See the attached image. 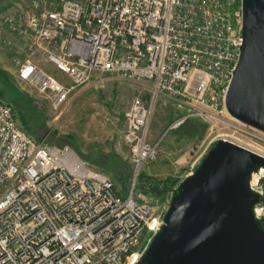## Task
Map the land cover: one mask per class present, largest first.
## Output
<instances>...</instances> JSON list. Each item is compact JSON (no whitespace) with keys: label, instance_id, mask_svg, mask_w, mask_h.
I'll list each match as a JSON object with an SVG mask.
<instances>
[{"label":"built area","instance_id":"built-area-1","mask_svg":"<svg viewBox=\"0 0 264 264\" xmlns=\"http://www.w3.org/2000/svg\"><path fill=\"white\" fill-rule=\"evenodd\" d=\"M242 0H11L2 22L18 41L16 81L22 90L62 108L80 87L103 76L149 82L125 112L130 187L119 194L110 177L68 145L37 141L0 100V264H138L164 224V214L134 194L145 164L157 156L148 139L158 95L186 106L168 127L191 117L225 124L233 139L264 152V133L231 117L225 96L242 37ZM49 61L63 83L43 69ZM263 144V145H262ZM257 145V146H255ZM263 156V155H261ZM264 157V156H263ZM249 189L252 215L264 231V166ZM144 243L141 245L142 241Z\"/></svg>","mask_w":264,"mask_h":264},{"label":"rangeland","instance_id":"rangeland-1","mask_svg":"<svg viewBox=\"0 0 264 264\" xmlns=\"http://www.w3.org/2000/svg\"><path fill=\"white\" fill-rule=\"evenodd\" d=\"M10 1L0 0V7L5 6L0 11V100L13 107L17 123L37 141L43 139L45 143L60 147L68 145L78 156L108 175L119 194H125L126 189L119 178L126 176L125 186L130 187L129 148L122 140L125 112L136 94L148 98L150 83L117 79L107 74L103 76L105 83L102 86L89 84L80 87L62 108L52 109L44 98L22 90L16 81L17 61L23 55L15 53L14 36L1 19ZM186 108L166 95H158L155 99L148 139L158 142L157 156L144 165L134 187L135 196L150 202L162 215L174 195L182 193L187 178L200 166L209 150L220 141L238 143L230 138L223 139L224 134L232 133V128L221 123L212 125L195 117L169 130L170 124L183 115ZM186 124L191 128L188 129ZM112 158L116 161V168L106 163ZM260 173L258 166L251 172L255 177ZM141 174L148 179L171 177L176 183L162 198L154 197L147 190L148 183L143 185L145 181L139 180ZM259 185L264 188V177ZM247 194L246 189L241 192L242 197ZM143 243L144 240L141 245Z\"/></svg>","mask_w":264,"mask_h":264},{"label":"water","instance_id":"water-1","mask_svg":"<svg viewBox=\"0 0 264 264\" xmlns=\"http://www.w3.org/2000/svg\"><path fill=\"white\" fill-rule=\"evenodd\" d=\"M242 13L243 42L225 107L264 133V0H242ZM256 165L264 166L263 156L217 143L171 199L138 264H264V231L252 215L258 195L246 184ZM244 189L249 194L242 197Z\"/></svg>","mask_w":264,"mask_h":264},{"label":"trees","instance_id":"trees-1","mask_svg":"<svg viewBox=\"0 0 264 264\" xmlns=\"http://www.w3.org/2000/svg\"><path fill=\"white\" fill-rule=\"evenodd\" d=\"M4 7L5 6L0 7V11H2L4 9ZM188 124H186L185 126L188 129H190L191 125L189 126ZM202 126H204V125H202ZM106 163H108L110 167L111 166H113V167L116 166V161L113 158L111 159V162L107 161ZM119 178H121V183L123 185V189L125 188L126 191H127V187L125 186V183H126L125 180H127V177L122 175L121 177L119 176ZM139 180H141V181L144 180L145 181V183H142L143 185L148 183L149 186H148L147 190L150 191L151 194L154 197H158V198H162L164 196V194H166L169 190H172L174 184L176 183V180L171 178V177H166L163 180H160V179H148V178H145L143 176V174L140 175ZM145 192H146V190H145Z\"/></svg>","mask_w":264,"mask_h":264},{"label":"crops","instance_id":"crops-1","mask_svg":"<svg viewBox=\"0 0 264 264\" xmlns=\"http://www.w3.org/2000/svg\"><path fill=\"white\" fill-rule=\"evenodd\" d=\"M13 37V36H12ZM14 38V37H13ZM14 40H15V43H14V47H16V45H18V41L14 38ZM11 54V51L10 52H8V54ZM41 67L43 68V69H45L46 71H48L49 73H51L54 77H56L57 79H59L61 82H63V83H67L68 82V80H67V78H66V76L63 74V73H61L56 67H55V65L54 64H52L51 62H49V61H44V62H41ZM114 77V76H113ZM115 78V77H114ZM149 169V168H148ZM148 169H147V172H148ZM146 172V174H148Z\"/></svg>","mask_w":264,"mask_h":264},{"label":"bare ground","instance_id":"bare-ground-1","mask_svg":"<svg viewBox=\"0 0 264 264\" xmlns=\"http://www.w3.org/2000/svg\"><path fill=\"white\" fill-rule=\"evenodd\" d=\"M235 142V140H234ZM237 145L243 147V148H246L252 152H255L259 155H263L264 156V152L258 148H255L253 146H250V145H246L244 143H241V142H238ZM259 167V165H256ZM253 170H255V167L252 168L250 171H249V174L247 175V179H246V184H247V187L248 189H251L254 185H255V182H256V178L257 180L259 179V176L261 177V175H257V177H255L254 175L251 174V172H253ZM262 229V228H261Z\"/></svg>","mask_w":264,"mask_h":264}]
</instances>
